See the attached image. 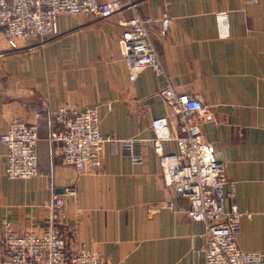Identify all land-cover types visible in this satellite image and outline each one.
I'll use <instances>...</instances> for the list:
<instances>
[{"label": "crops", "instance_id": "0c3cea01", "mask_svg": "<svg viewBox=\"0 0 264 264\" xmlns=\"http://www.w3.org/2000/svg\"><path fill=\"white\" fill-rule=\"evenodd\" d=\"M134 1L133 8L104 18L59 14L53 35L19 38L17 48L7 45L0 26V132L11 116L30 120L34 104L46 108L37 132L36 174L7 176L0 141V220L41 231L53 192L71 186L61 205L70 248L85 241L102 254V264L199 261L194 248L203 223L187 216L186 197L163 182L151 144L150 118L168 113L158 91L164 77L144 66L130 80L118 46L121 21L136 13L154 18L146 25L173 88L211 109L214 117L200 123V136L225 164L230 199L249 211L240 218L237 244L264 255V0ZM219 10L226 11L224 34ZM162 14L171 21L160 35ZM68 102L95 105L102 133L137 137L141 158L104 142L96 168L62 163L59 141L48 139L47 111ZM168 127L176 134L172 116ZM163 148L174 151V138L165 139Z\"/></svg>", "mask_w": 264, "mask_h": 264}, {"label": "built area", "instance_id": "2783aa9c", "mask_svg": "<svg viewBox=\"0 0 264 264\" xmlns=\"http://www.w3.org/2000/svg\"><path fill=\"white\" fill-rule=\"evenodd\" d=\"M134 4V0H0V26L7 45L17 48L19 38L36 35L45 40L53 35L59 14L83 13L104 18L121 8H133ZM216 19L221 33H226V11H217ZM150 20L154 18L136 13L124 19L117 42L130 80L144 66L164 77L165 82L158 91L168 106V113L150 118L151 144L159 159L163 182L176 194L186 197L187 216L203 223L204 228L198 233L199 244L194 248L200 257L196 264H264L262 252L238 246L239 221L249 211L230 199L232 191L226 188L229 182L225 164L215 157L212 144L200 136V123L214 115L198 96L173 88L147 28ZM157 20L159 34L163 35L171 16L162 14ZM45 111L42 104H34L30 120L15 115L7 120L0 132V141L6 145L3 170L7 176L26 178L37 173V132ZM169 116L175 119L173 136L168 127ZM47 120L48 139L59 141L60 161L77 169L96 168L104 142L135 160L142 156L137 137H118L99 130L95 105L62 103L47 111ZM170 137L174 138L176 149L165 151L163 141ZM72 191L71 186H64L60 192H53L47 225L41 231L14 226L6 217L1 218L0 264H102V254L85 241H80L75 248L68 246L61 205L63 194ZM189 238L192 242L193 236Z\"/></svg>", "mask_w": 264, "mask_h": 264}]
</instances>
